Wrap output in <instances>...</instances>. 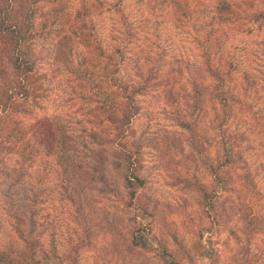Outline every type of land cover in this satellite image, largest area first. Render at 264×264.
Returning a JSON list of instances; mask_svg holds the SVG:
<instances>
[{
    "label": "rangeland",
    "instance_id": "1",
    "mask_svg": "<svg viewBox=\"0 0 264 264\" xmlns=\"http://www.w3.org/2000/svg\"><path fill=\"white\" fill-rule=\"evenodd\" d=\"M171 1L3 0L30 20L19 51L38 83L0 110V252L13 264H264V0H227L224 20L222 0ZM80 17L114 73L76 38L60 46ZM124 83L134 114L117 140L96 105ZM42 118L67 149L30 139Z\"/></svg>",
    "mask_w": 264,
    "mask_h": 264
},
{
    "label": "trees",
    "instance_id": "2",
    "mask_svg": "<svg viewBox=\"0 0 264 264\" xmlns=\"http://www.w3.org/2000/svg\"><path fill=\"white\" fill-rule=\"evenodd\" d=\"M187 2V0H172L171 6H173V8L182 9V7H185L188 4ZM7 8L8 3L5 5L3 0H0V63L4 59H9L13 68V74L11 77H7V69L0 64V78L4 80V83H2L3 87L0 89L1 111H5L6 106L10 107L12 101L13 103L16 102V97H21V99L25 100L34 97L37 94L38 86L37 78L32 73L31 65L25 60L22 52L19 51L20 46L22 47V33L24 32V29H29L31 25L30 20L25 17L20 18L19 16L10 18L6 13L8 10ZM80 9H83V16L88 12V5L83 3ZM215 13L220 20L227 19L234 14L231 5L227 0H222V2L218 3L215 7ZM258 13L264 14V11L259 10ZM184 14H186V12H184ZM91 22V19H89V23ZM71 26L73 30L72 32L70 31V33H72L73 36L71 37L68 33H64L59 41L60 46H66L68 42L71 40L73 41V38H76L81 45L86 46L89 50L88 52L91 54V58H93L91 65H99L101 60L99 59V56L105 58L103 65L105 66V69H108V72H103V75L100 74L101 76L106 77V73H114L118 68L115 59H113L111 53L108 55L104 53V48L92 29L88 27L84 17L75 18L73 21L71 20ZM70 48L72 47L70 46ZM115 48L120 49V46L117 45ZM57 53L59 56H63V49L60 48ZM202 57H204L205 69L218 80H221V75L215 63V59L207 48H204ZM103 80H100L98 87L102 88ZM104 82L109 85L107 79H105ZM128 87V84L124 83L123 85H120L118 90L107 93V95L110 96V100L112 99V96L117 98L116 101H114V104H107V101L109 100L107 99V101L98 102L96 105L98 112L104 114V120L110 126V129L116 136L117 140L122 136L126 137L130 119L134 114L132 97ZM29 137H31L30 139H35V141L43 147H46L47 152L51 154H56L59 150L62 151L68 147V141H65V139L58 135L47 118L38 119L30 126ZM140 180L142 179L134 173L132 177H126L127 183L131 186L132 184H135L136 181ZM135 190L136 189L134 188L131 189L130 197L135 196L137 198ZM1 258L5 260L6 264H13L12 259H9L6 255L0 252V259ZM16 264H39V262L33 255H30L29 257L16 261ZM174 264L182 263L181 261H175Z\"/></svg>",
    "mask_w": 264,
    "mask_h": 264
}]
</instances>
